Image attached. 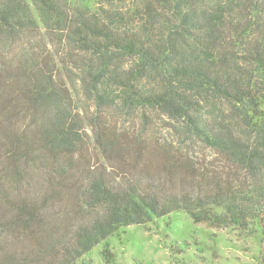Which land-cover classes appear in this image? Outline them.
I'll return each instance as SVG.
<instances>
[{"label":"trees","instance_id":"16d2710c","mask_svg":"<svg viewBox=\"0 0 264 264\" xmlns=\"http://www.w3.org/2000/svg\"><path fill=\"white\" fill-rule=\"evenodd\" d=\"M179 212L264 225V0H0V264Z\"/></svg>","mask_w":264,"mask_h":264},{"label":"rangeland","instance_id":"374dc122","mask_svg":"<svg viewBox=\"0 0 264 264\" xmlns=\"http://www.w3.org/2000/svg\"><path fill=\"white\" fill-rule=\"evenodd\" d=\"M252 228L196 224L186 213H174L109 238L114 257L109 264H264V225ZM103 249L104 243L96 246L77 264H108Z\"/></svg>","mask_w":264,"mask_h":264}]
</instances>
